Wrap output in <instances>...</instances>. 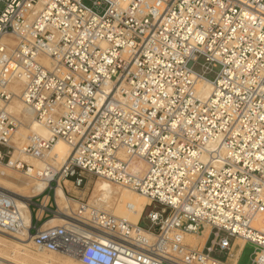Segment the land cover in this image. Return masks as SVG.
Instances as JSON below:
<instances>
[{
  "label": "built area",
  "instance_id": "obj_1",
  "mask_svg": "<svg viewBox=\"0 0 264 264\" xmlns=\"http://www.w3.org/2000/svg\"><path fill=\"white\" fill-rule=\"evenodd\" d=\"M83 1L0 0V40H15L0 50V163L26 171L15 152L42 160L58 140L69 150L41 194L61 185L76 206L57 226L31 218L33 247L81 264H238V240L264 264L253 227L264 213V0ZM200 56L220 67L214 80L192 70ZM197 78L212 84L205 98ZM15 79L50 132L19 147L7 111ZM88 178L163 206L147 214L154 230L140 226L144 211L132 224L90 204ZM16 198L0 188L2 234L24 228ZM205 230L203 248L182 239Z\"/></svg>",
  "mask_w": 264,
  "mask_h": 264
},
{
  "label": "bare ground",
  "instance_id": "obj_2",
  "mask_svg": "<svg viewBox=\"0 0 264 264\" xmlns=\"http://www.w3.org/2000/svg\"><path fill=\"white\" fill-rule=\"evenodd\" d=\"M4 43H6L7 46L2 47V49H6L7 52H9L14 45L15 40L6 37L2 38L0 40V50L1 44ZM197 79V90L199 95L205 98L209 95L212 84L208 80H204L202 78ZM22 89L23 81L21 79H15L8 85V90L14 94V98L12 100L13 103L11 102L7 105V111L12 115H14L13 113H16L22 119L21 121L14 115L21 123L16 130L15 136L18 132L19 136L21 135V137L25 140H27L30 135H38L43 138L49 137V130L38 125L34 119L32 110L22 104L20 98ZM14 141L16 143V147H19L23 144V142H16L15 139ZM68 152L69 150L66 144L62 140H58L54 144L53 148L46 154L45 159L42 160L31 159L25 155L20 156L15 152L11 157L10 162L13 163L16 159H21V157H26L32 161L29 162L21 159L29 164V167L26 171H18L7 164L0 163V166H2V169H0V188H3L16 195V204L21 222L24 227L17 234L12 235L0 233L1 260L11 264H81L77 258L68 257L61 253H44V251L35 248L38 253L36 255H31L28 253L29 251L27 249V246L32 245V241L30 239L31 237L29 234H27V227L30 226L31 221V211L27 206L30 202L29 199L43 192V190L48 185L50 177L56 172L58 168V164L56 163L62 162L67 156ZM48 161H51V165L53 166V169H50L49 171H47L45 168L46 164H48ZM16 171L20 173H15ZM7 178H11L12 181L7 180ZM21 183L25 184V186H20ZM65 184L67 185V182H65ZM54 195L55 203L58 209L57 213H66L71 210V205L76 204L65 195L61 185L55 187ZM46 199V196L44 199L42 198V200H44L42 204H45L44 202ZM89 201L90 203L96 204L104 210L109 208L110 210L108 212L112 213L116 217L126 219L132 224H136L138 222L142 212L145 209V206L149 202L147 198L130 188L125 187L121 192H118L113 188L111 183L99 179L95 182L92 188ZM41 212L42 209H39V216ZM57 213L47 222H44L43 227L60 225L62 223L61 216ZM253 227L260 232H264V213H261L255 218ZM208 234L209 230H205L201 236L198 235V237H193L192 235L186 234L182 236V239L191 246H197V238L204 240ZM236 244L240 245L238 250L239 253L246 245L245 243L239 242L238 240L236 241Z\"/></svg>",
  "mask_w": 264,
  "mask_h": 264
},
{
  "label": "rangeland",
  "instance_id": "obj_3",
  "mask_svg": "<svg viewBox=\"0 0 264 264\" xmlns=\"http://www.w3.org/2000/svg\"><path fill=\"white\" fill-rule=\"evenodd\" d=\"M83 3L85 5H87L88 7H92V0H84ZM102 7L104 8L105 5L103 4ZM205 67H207V68H205ZM219 68L220 67L218 65L212 66L211 64L206 62L204 57H202V56H200L198 58V60L192 66V70L194 72L204 76L206 79H208L210 81L214 80V78L216 77V74L219 71ZM13 114L22 121V119L16 113H13ZM15 140H16V142L17 141L18 142H23V143L26 142V140L23 139L21 137V135L19 136L18 132H17V135L15 136ZM0 151L2 153H6L7 152V148L4 147V146H0ZM21 159L29 161V162H32L30 159H28L26 157H21ZM48 162H51V161H48ZM1 167L2 166H0V169H2ZM15 173H20V172L16 171ZM15 175H17V174H15ZM7 180H9V181L11 180L12 181L11 178H7ZM97 180L98 179H96V178H88V184L86 186V190H85V194H84L85 200H89V198L91 197L92 188H93V186H94V184H95V182ZM20 186L23 187V186H25V184L21 183ZM112 186L118 192H121L125 188V187H119V186H114V185H112ZM45 195H47V194L46 193L45 194H39V195L33 196V197H31L29 199V201L31 203L30 211H31L32 225L33 226L36 225V227H39L42 223H44L45 221H48L49 219H51L58 212V209H57V206H56V203H55V196L52 193V191L49 192V195H50L49 201L46 200L44 202L45 204H42V202L44 201V200H42V198L44 199ZM89 203H90V201H89ZM41 204H42V206H41ZM75 206H76V204L71 205L70 209H74ZM39 209H43L44 212L42 213V215L40 214L41 216L37 215V217H39V220L37 221L36 220V214L39 213ZM107 209H106L107 211L110 210L109 208H107ZM162 209H163V206H161V205H159L157 203L151 204L150 206H146L145 210H144V213H143V216H142V218L140 220V226L142 228H144V229H152V230H154V228L150 227L151 224L148 221L147 214L150 211H159V212H161ZM162 213H163L164 216L167 214L166 210H164ZM192 236L193 237H198V235H192ZM199 236H201V235H199ZM213 237H214L213 234H210L209 240L211 238H213ZM197 239H198L197 242H198V245L200 246V248H203L204 244H206V245L209 244L208 241H207V243H205L206 242L205 239L204 240H202L201 238H197ZM231 242H232V238H229V243H231ZM27 249L29 251L28 253L31 254V255H36L38 253L35 250V248L33 247V244L27 246ZM244 251H246V252H244ZM252 252H253V245L250 244V243L246 244L244 246V248H243V251H242L241 256L239 258L238 264H250L251 263L250 262V257H251ZM44 253H47V252H44ZM242 254H243V256H242ZM213 255L215 257L223 260L227 256V252H219L218 250H215Z\"/></svg>",
  "mask_w": 264,
  "mask_h": 264
},
{
  "label": "crops",
  "instance_id": "obj_4",
  "mask_svg": "<svg viewBox=\"0 0 264 264\" xmlns=\"http://www.w3.org/2000/svg\"><path fill=\"white\" fill-rule=\"evenodd\" d=\"M65 184V183H64ZM65 186L67 187V190L69 191V193H70V195H72V196H77V195H79L80 194V192H79V190H75V189H73V188H71V184L69 183V182H67V185L65 184ZM52 191V190H51ZM50 192V191H49ZM49 192L47 191V195H45L46 197H47V201H49V199H50V195H49ZM52 193H53V191H52ZM54 194V193H53ZM44 196V197H45ZM55 196V195H54ZM37 215H38V213L36 214V220L37 219H39V217H37ZM41 215H42V213H41ZM40 215V216H41ZM31 218H32V216H31Z\"/></svg>",
  "mask_w": 264,
  "mask_h": 264
}]
</instances>
